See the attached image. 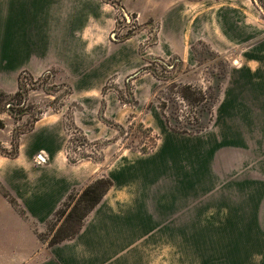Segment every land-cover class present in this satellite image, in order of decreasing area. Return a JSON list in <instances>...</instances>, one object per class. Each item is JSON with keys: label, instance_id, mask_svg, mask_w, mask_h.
Instances as JSON below:
<instances>
[{"label": "crops", "instance_id": "crops-1", "mask_svg": "<svg viewBox=\"0 0 264 264\" xmlns=\"http://www.w3.org/2000/svg\"><path fill=\"white\" fill-rule=\"evenodd\" d=\"M114 1L139 24L158 23L155 44H148L146 29L117 41L118 9L106 0H0L1 90L16 88L24 72L40 77L55 71L79 103L76 126L92 138L97 132L90 129L101 124L99 113L125 126V105L107 87L130 83L140 121L160 136L153 151L123 149L103 170L87 159L71 160L62 115L37 121L21 136L15 156L0 154V264H158V241L165 240L166 251L174 225L189 223L179 211L188 193L253 190L248 169L264 151V57L251 56L244 69L230 74L210 129L174 132L151 103L157 80L144 69L152 57L193 63L191 46L202 38L201 17L197 13L189 25L187 6L172 0ZM211 46L218 50L216 43ZM104 174L113 186L78 235L55 246L42 242L40 233L70 194ZM171 195L175 205L168 201ZM262 204L244 206L255 210ZM196 222L259 220L203 215ZM183 233L181 227L175 238H187Z\"/></svg>", "mask_w": 264, "mask_h": 264}, {"label": "rangeland", "instance_id": "rangeland-1", "mask_svg": "<svg viewBox=\"0 0 264 264\" xmlns=\"http://www.w3.org/2000/svg\"><path fill=\"white\" fill-rule=\"evenodd\" d=\"M106 1L118 9L114 35L117 41H123L146 29L151 34L148 44H155L157 29L160 28L158 23L148 21L141 25L136 15L122 11L119 2ZM172 1L177 6H187L191 26L199 13L202 21L198 27L203 30L198 36L201 35L202 38L192 43L193 63H187L181 58L149 59L151 63L148 67L153 71L158 85L151 103L158 107L163 117L165 114L170 120L171 125L168 126L171 130L177 125L189 126V123L197 126L198 120L200 124L207 125L204 129L207 131L214 124L215 109L221 102L230 74L234 70L244 69L251 56L264 57V0ZM211 43H216L218 50H214ZM252 64L249 68L252 67V71L256 72L254 65L257 63ZM185 86H192L197 92H202L205 97L203 104L184 101L178 92ZM132 88L130 83L123 89L115 84L107 87L125 105V126H120L99 113L100 127L90 129L91 132H97V135L94 137L88 132L92 137L88 138L75 124L79 103L74 101L71 85L60 79L55 71H49L40 77L24 72L19 76L16 88L5 92L0 89L6 95L5 99L0 97V121L5 124V128L0 130V154L15 156L21 136L31 131L37 121L54 114L64 117L69 137L68 154L73 161L87 159L105 170L123 149L139 154L149 153L156 148L160 136L140 121L139 115L143 114L138 109ZM18 93L20 94L16 96ZM75 129H79L78 132ZM252 164L253 167L248 169L253 182L252 191L188 193L187 199H183V208L179 211H182L181 215L189 223L174 225V238L170 241L171 244L166 241V251L165 240L158 241V264H164L165 261L167 264H264V207L250 210L244 206L262 204V201L264 205V151L263 159L253 160ZM99 179L108 178L104 174L97 180ZM76 201L77 199L72 202L61 221L54 217L45 226L40 233L44 243L49 245ZM168 201L174 204V196L171 195ZM203 215H229L231 219H257L259 223H197V219ZM181 227L187 232L183 233L187 236L185 239L175 238L181 235Z\"/></svg>", "mask_w": 264, "mask_h": 264}, {"label": "trees", "instance_id": "trees-1", "mask_svg": "<svg viewBox=\"0 0 264 264\" xmlns=\"http://www.w3.org/2000/svg\"><path fill=\"white\" fill-rule=\"evenodd\" d=\"M129 38V37H127ZM144 71L151 72V69L147 67ZM153 74V71L151 72ZM197 89L192 86L182 87L181 91L178 92V95L184 100L190 103L201 105L205 101V97L202 92H197ZM20 93L16 94L18 96ZM0 97L5 99L6 95L0 91ZM166 117V115L164 114ZM168 125H171L170 120L166 117ZM196 125L189 123V126H175L173 130L180 131L183 133L197 134L207 128V125H202L196 120ZM5 128L4 122L0 121V130ZM172 128V127H171ZM33 129V128H32ZM77 132L78 130L75 129ZM113 183L110 179H99L89 186H87L82 191H74L70 194L63 206L57 211L55 218H58V221H61L66 215L68 208H70L72 202L77 199L74 207L64 218L63 223L59 226L57 231L54 233L53 238L51 239L49 246H55L57 244L63 243L67 240L75 238L78 233L81 231L85 220L90 215V213L96 208V206L103 200L104 196L112 188ZM4 195L10 199V202L14 206H18L16 201L10 197L8 193L4 192ZM22 215H24V212ZM57 224L54 225L56 228ZM53 228V230H54ZM40 240L45 242L42 235H39Z\"/></svg>", "mask_w": 264, "mask_h": 264}, {"label": "built area", "instance_id": "built-area-1", "mask_svg": "<svg viewBox=\"0 0 264 264\" xmlns=\"http://www.w3.org/2000/svg\"><path fill=\"white\" fill-rule=\"evenodd\" d=\"M38 163L40 164V162L38 161Z\"/></svg>", "mask_w": 264, "mask_h": 264}]
</instances>
